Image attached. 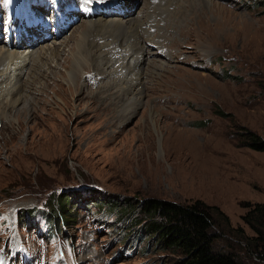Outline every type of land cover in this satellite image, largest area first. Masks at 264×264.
Wrapping results in <instances>:
<instances>
[{
    "label": "rangeland",
    "instance_id": "rangeland-1",
    "mask_svg": "<svg viewBox=\"0 0 264 264\" xmlns=\"http://www.w3.org/2000/svg\"><path fill=\"white\" fill-rule=\"evenodd\" d=\"M54 1L67 22L68 6ZM144 1H136V11ZM170 1L167 11L145 18L152 26L146 25L136 52L144 45L148 71L152 62H164L165 69L153 64L158 70L137 85L140 100L105 97L104 85L113 80L94 63L80 74L64 72L71 53H88L74 43L88 20L80 14L48 40L60 43L57 64L31 73L19 110L0 117V251L8 264H175L178 256L153 241L120 235L113 215L97 212V198L118 205L145 197L201 199L252 233L241 214L248 203H264V150L247 146L244 133L264 137V0ZM13 4L0 13L5 17ZM156 20L160 24L153 25ZM104 102L110 112L96 109ZM60 189L80 191L82 199L66 236L46 231L39 212L37 226L13 224L18 207H40Z\"/></svg>",
    "mask_w": 264,
    "mask_h": 264
},
{
    "label": "bare ground",
    "instance_id": "bare-ground-1",
    "mask_svg": "<svg viewBox=\"0 0 264 264\" xmlns=\"http://www.w3.org/2000/svg\"><path fill=\"white\" fill-rule=\"evenodd\" d=\"M89 1L90 0H86L85 2L82 0L78 3L71 2L69 4V8L71 10L69 17L76 18L82 14L88 19L86 20L85 26L77 36V42L74 43H76L75 46H77V49H80V52H82L81 46L83 45L85 51H88L89 54L85 53L86 56L84 55V57L81 58L80 54L71 53L72 56H69V58L67 57L64 62H62V66L64 68L68 65L64 72L68 75H70L72 71L73 73L75 71V74H80L85 65L94 63L95 65L103 68L102 73H104L105 76H110L113 80L112 83L104 85L106 86V91L108 90V92L104 95L105 97L107 96L110 98L114 94L118 93L120 97L122 95L132 98L131 101L140 100V91H138L137 85L147 80L146 77H150L154 74L152 73L154 72V70H152L154 67L153 64H159V68L161 70L165 69L164 62H152L148 71L147 69L149 64L148 59H146L148 53L144 48V45L141 46V50L139 52H136L137 45L141 43L139 41L140 38L148 31V26L146 25L150 24L152 26V21L147 22L145 25V18L149 19L150 15L156 13L158 9L159 13L165 10L167 11L169 4L172 5L171 1L160 0L158 3L154 4V1L152 0H143L144 2L141 4L142 10L136 11L135 8L137 0H135L133 6H131V4H125V8L131 6L133 9L129 12L126 11L124 14H115L111 9L97 10L99 3L96 2L98 5L95 3L90 6V3H88ZM94 1L96 0H91V2ZM123 1L124 3H131L130 1L132 0ZM139 1L142 0H138V4ZM41 2V6L44 8L40 9L41 11L48 8V0H41ZM99 2L104 4L102 1ZM200 2L202 3V1ZM177 3L178 2H176V4ZM178 4V6H180L181 2ZM28 7H30V0H18L16 4H13L11 12H7L5 17L0 13V39L4 40L3 42L0 41V117L5 116L7 118L10 113L16 110L15 108L20 100V94L25 93L24 82L25 80L31 78V73H33L36 69L41 70L45 63H50V65L52 63L53 65H56L57 62L54 61L58 59L61 53L60 43L48 41L61 35L67 28L66 26H60L56 20H54L56 26L54 32H50L51 34L47 33L44 39L42 36H33L29 39L27 44H23V29L26 25L22 26L21 18L26 16L37 18L36 16L29 14L27 10ZM174 12L176 14H180V10ZM8 13L10 14L8 15ZM99 16H103V19H99ZM40 24L42 26V30H44L46 23L43 21V18L40 21ZM157 24H160L159 20H156L153 25ZM31 25L32 24H27V30L31 29ZM95 36L99 37V41L95 39ZM91 37L93 39H90ZM148 37L150 39H154L150 35ZM115 45H118L119 49L113 52L111 48H115ZM106 46L109 48H106ZM110 52L112 54L115 53L114 55H116V57L112 58L113 55L111 57L109 54ZM126 58L127 61H125ZM51 66L46 68L49 72H52ZM122 68L125 69V73L121 70ZM154 68L157 69V65ZM117 74L120 75L118 78L115 77ZM20 75H22V80ZM68 81V90L69 92H72L76 84L71 80V78ZM83 97L84 96L81 98ZM32 101V99L28 100V108L30 107V102ZM109 106L111 108L110 104H106V102H104L102 103V106L97 107L96 109L104 110L107 108V111L110 112V109H108ZM18 110H16V112ZM9 111L10 113L7 116V112ZM109 117L110 116L108 115L106 118L107 121ZM108 123L110 124V121Z\"/></svg>",
    "mask_w": 264,
    "mask_h": 264
},
{
    "label": "trees",
    "instance_id": "trees-1",
    "mask_svg": "<svg viewBox=\"0 0 264 264\" xmlns=\"http://www.w3.org/2000/svg\"><path fill=\"white\" fill-rule=\"evenodd\" d=\"M244 136L247 146L264 150V137L252 130L246 131ZM79 193L77 190L71 193L61 189L50 191L42 206L19 207L17 221L25 227L35 225L39 212L49 230L64 232L69 229L66 224L74 219L82 200ZM93 201L97 212L113 215L112 227L118 229L120 235L134 234L138 240L153 241L156 248L178 256L175 264H264L263 202L244 205L241 219L252 230L247 233L243 226L231 225L228 215L218 206L201 199L178 202L145 197L136 205H127L128 202L118 205L113 199Z\"/></svg>",
    "mask_w": 264,
    "mask_h": 264
}]
</instances>
